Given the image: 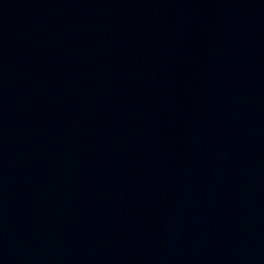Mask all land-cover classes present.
<instances>
[{
    "label": "water",
    "instance_id": "water-1",
    "mask_svg": "<svg viewBox=\"0 0 264 264\" xmlns=\"http://www.w3.org/2000/svg\"><path fill=\"white\" fill-rule=\"evenodd\" d=\"M0 264H264V0H0Z\"/></svg>",
    "mask_w": 264,
    "mask_h": 264
}]
</instances>
